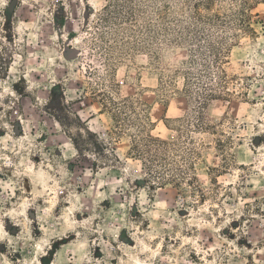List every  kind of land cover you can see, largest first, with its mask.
<instances>
[{
    "label": "rangeland",
    "instance_id": "374dc122",
    "mask_svg": "<svg viewBox=\"0 0 264 264\" xmlns=\"http://www.w3.org/2000/svg\"><path fill=\"white\" fill-rule=\"evenodd\" d=\"M132 1L0 0V264H264V5L222 74L163 33L191 4Z\"/></svg>",
    "mask_w": 264,
    "mask_h": 264
},
{
    "label": "trees",
    "instance_id": "16d2710c",
    "mask_svg": "<svg viewBox=\"0 0 264 264\" xmlns=\"http://www.w3.org/2000/svg\"><path fill=\"white\" fill-rule=\"evenodd\" d=\"M114 1V0H112ZM126 5V16L122 19L133 21L135 20V12L132 8V0H123ZM157 1V0H156ZM167 3H174L177 7L178 3L191 4V13L189 15V20H179L175 19V28L164 29V35L175 36L176 42H180L182 45L194 44L195 49L193 52L197 53L194 58L202 60V63L195 61L193 58L191 60L194 66H200L203 68L202 73H206L208 69L207 59L211 57V63L217 69L224 74L222 69L223 64H226L228 53L231 47H233L240 37L243 35L255 34L252 23V11L260 4L264 5V0H165ZM228 1L231 8L225 12L210 13L211 7L215 2H225ZM185 2V3H184ZM205 10V14H202L201 8ZM110 8L106 6L105 11H109ZM183 11V10H181ZM117 18H114L116 21ZM113 20H106L104 23H109ZM111 23V22H110ZM151 29L149 27L148 34H151ZM155 34V33H154ZM151 38H154L150 36ZM207 79L206 75L199 74L198 81ZM221 82H224V78L219 76ZM203 82V81H202ZM201 86V85H200ZM203 90H207V85H202ZM218 98L217 95L212 93H206L200 101V108L203 109L208 102ZM110 103L114 105L117 110L114 121L118 125L116 134H122V130L126 126L132 124L137 128H143V126L134 120L129 119L122 108H118V105L110 99ZM124 108L131 109L135 113L133 102L130 98H125L123 100ZM117 105V106H116ZM102 106L106 109L109 106L102 103ZM112 109V108H110ZM123 115V116H122ZM201 130L205 128L200 126ZM124 133V132H123ZM171 145L166 141L159 138L152 137L151 135H145L143 137L139 136L137 139H133L131 142L130 153L132 156L142 159L144 165L148 167L150 174H155L157 184H163V181H158L162 177V173L159 170L167 168V166L172 165L169 160V150ZM177 147V146H174ZM164 178V177H163ZM164 180V179H163ZM176 184V183H175Z\"/></svg>",
    "mask_w": 264,
    "mask_h": 264
}]
</instances>
